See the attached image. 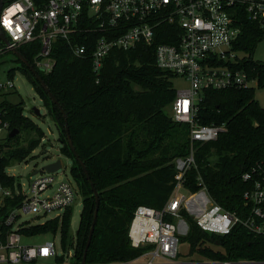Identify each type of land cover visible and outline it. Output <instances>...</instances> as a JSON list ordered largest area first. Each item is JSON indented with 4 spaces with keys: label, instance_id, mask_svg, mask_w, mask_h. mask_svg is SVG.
I'll use <instances>...</instances> for the list:
<instances>
[{
    "label": "trees",
    "instance_id": "1",
    "mask_svg": "<svg viewBox=\"0 0 264 264\" xmlns=\"http://www.w3.org/2000/svg\"><path fill=\"white\" fill-rule=\"evenodd\" d=\"M239 18L242 34L234 47L249 56L243 57L237 68L244 69L259 87H264V62L253 58L256 45L264 38V29L244 12ZM39 43L20 48L33 66ZM155 49L144 43L130 50L114 48L97 75L91 56L77 57L66 41L57 40L52 72L37 70L59 104L52 101L20 60L57 125L61 153L73 160L71 172L83 193L75 241L69 234L73 207L62 218L43 224L27 223L23 228L28 236L56 235L60 231L63 254L56 256L59 263L65 262L64 254L71 247L74 261L83 260L97 205L91 181L100 194V209L87 262H130L152 247L136 248L131 243L129 231L135 211L140 205L157 209L166 205L176 186V159L187 156L190 149L189 125L175 121L166 112L177 95L173 84L176 76L157 66ZM202 94L198 121L226 123L229 130L217 140L197 145L196 164L188 170L184 185L190 193L205 189L214 202L244 216V193L252 184L243 180V174L257 163L264 164V107L255 98L252 86L206 89ZM59 105L68 116L71 138L91 179L70 147L66 119ZM6 108L5 119L10 121L11 130L17 128L20 134L0 143V185L14 188L16 179L7 169L27 160L44 133L24 115L22 104L9 103ZM20 138L28 140V144H22ZM182 214L189 222L185 240L191 245V253L201 256V262H264V235H255L242 225L226 235L206 232L188 211Z\"/></svg>",
    "mask_w": 264,
    "mask_h": 264
},
{
    "label": "built area",
    "instance_id": "2",
    "mask_svg": "<svg viewBox=\"0 0 264 264\" xmlns=\"http://www.w3.org/2000/svg\"><path fill=\"white\" fill-rule=\"evenodd\" d=\"M241 12L264 29V0H3L0 71L2 56L16 49L21 52V47L37 42L40 46L34 65L45 74L54 68L52 54L57 40L66 41L77 57L91 56L97 75L114 48L130 50L141 43L155 46L157 66L189 81V88L177 91L171 108L175 121L189 125L190 149L187 156L176 159V186L166 205L162 209L147 205L136 209L129 231L131 243L136 248L152 247L130 262L67 263L74 259L73 248L64 254L65 262L59 263L56 256L63 253H58L53 239L39 245L24 242V237L31 236L23 232L26 224L20 222L22 213L61 212L54 218H62L77 199L78 186L69 180H58V171H42L45 173L34 177L27 192L21 184L19 188L17 183L14 188L0 185V264H36L38 259L52 260L49 264H211L175 261L180 254L181 236L174 220L188 209L206 232L226 235L242 225L255 235H264V164L257 163L243 174V180L252 184L244 193V216L212 199L202 207V190L189 197L184 193L186 174L196 164L197 145L217 140L229 130L226 123L198 121L203 91L247 88L255 80L237 68L244 59L234 47L242 34ZM14 88L10 73L5 80L0 77V143L11 132V123L5 116L6 105L12 103L7 94ZM48 190L52 194L45 195ZM13 200L15 204L8 207Z\"/></svg>",
    "mask_w": 264,
    "mask_h": 264
},
{
    "label": "rangeland",
    "instance_id": "3",
    "mask_svg": "<svg viewBox=\"0 0 264 264\" xmlns=\"http://www.w3.org/2000/svg\"><path fill=\"white\" fill-rule=\"evenodd\" d=\"M31 46V45H30ZM242 56H249L247 52H241ZM253 58L256 61L264 62V38L258 42L256 48L253 53ZM9 73L13 76V81L15 84V88L9 94H7V99L13 104H22L24 108V115L32 119L44 133V136L37 146V148L31 153L27 160L19 163H15L11 167L7 169L9 175H12L16 179L17 187L19 188V184H21V189L24 191H29V186L34 177L40 175L44 166L49 163H54L60 160L63 164V167L58 171V180L65 179L69 180L75 185L78 186V196L76 201L73 203V216L71 220L70 226V238L75 241L77 231L80 226L81 221V213L83 210V193L81 190L80 183L77 184L72 172L71 168L73 166V160L66 157L61 153L62 143L60 141V133L57 128V125L53 118L48 114V110L45 106L44 100L37 89V86L31 81V79L27 76V74L23 70V64L17 57L14 52H8L4 56H2L1 61V71L0 77L2 79H7L9 77ZM173 84L176 90H184L189 88V81L184 77H175L173 78ZM252 87L255 88V98L259 102V104L264 107V87H259L257 84V80H254L251 84ZM34 108L40 109L41 115H37L34 111ZM166 112L169 115H173V110L171 105H169L166 109ZM10 132L7 133L9 135ZM24 133H22L23 135ZM25 135H23L24 139ZM20 138V141L23 139ZM18 141V142H20ZM22 144L27 145L28 140L23 141ZM40 171L38 174H34L35 171ZM186 191V190H185ZM206 192V195L204 193ZM187 197L192 195L193 193H188V191L184 192ZM52 194V190H48L45 195ZM199 198L203 200L202 207H206L208 205V199L211 200V197L207 193L205 189L200 192ZM190 210L188 209V212ZM61 212H54L49 215H38L35 212H24L20 217V222L25 224H43L48 220L56 217ZM193 217L194 215L189 212ZM195 218V217H194ZM175 223L179 228V235L182 237V241L179 245V256L175 259L176 262H194L199 263L202 261L201 256L197 253H191V245L188 241L185 240V236L189 231V222L182 217H176ZM50 239H53L56 242L58 253H63L62 250V234L59 231L56 235L52 234H40L34 235L31 237H24V242L29 245H39ZM72 251V247L70 249ZM72 253V252H70ZM144 259H141L140 262H143ZM157 261H162L161 259H157ZM53 262L49 259H38L36 264H49ZM74 259H68L67 263H74ZM208 262V261H206Z\"/></svg>",
    "mask_w": 264,
    "mask_h": 264
},
{
    "label": "water",
    "instance_id": "4",
    "mask_svg": "<svg viewBox=\"0 0 264 264\" xmlns=\"http://www.w3.org/2000/svg\"><path fill=\"white\" fill-rule=\"evenodd\" d=\"M2 7H3V0H0V12L2 10ZM3 36L4 35L2 34V37ZM14 52L17 55V57L19 58V60H21L27 67H29L31 69L32 73L35 75L36 79L40 82V84L43 86V88L49 94V96L52 99V101L55 104H59L57 98L52 93L50 87L45 83V81H44L42 75L40 74V72L28 61V59L22 54V52H20L17 49L14 50ZM60 109H61V111L64 114L65 119H66V131H67V137H68V142L70 144V147L73 150V152H74V154L76 156V159L79 161V163L83 167L87 178L91 179V176L89 174L88 168H87L85 162L83 161V159L80 157L79 153L77 152L76 147H75V145L73 143V140L71 138L69 123H68V116H67L65 110L63 109V107L60 106ZM34 111L36 112L37 115H41L40 109L34 108ZM19 134H20V130L17 129V128H14L9 133V137L12 138V137H15V136H17ZM60 141H61V138H60ZM62 167H63L62 162L60 160H58L57 162L49 163L46 166H44L42 171L45 170L47 172L54 173V172L59 171ZM38 172H39V170L35 171L34 174H36ZM91 186H92V189H93L95 197H96L97 205H96L94 220H93V223H92V226H91V229H90V233H89V237H88V240H87V244H86V247H85L82 263H86L87 262L88 251H89V248H90V245L92 243V239H93V236H94V233H95V228H96V224H97V221H98V215H99V209H100V194H99V191L96 188V186H95L93 181H91ZM211 264H217V262H211ZM237 264H264V262H237Z\"/></svg>",
    "mask_w": 264,
    "mask_h": 264
},
{
    "label": "bare ground",
    "instance_id": "5",
    "mask_svg": "<svg viewBox=\"0 0 264 264\" xmlns=\"http://www.w3.org/2000/svg\"><path fill=\"white\" fill-rule=\"evenodd\" d=\"M190 200H193L192 198Z\"/></svg>",
    "mask_w": 264,
    "mask_h": 264
},
{
    "label": "crops",
    "instance_id": "6",
    "mask_svg": "<svg viewBox=\"0 0 264 264\" xmlns=\"http://www.w3.org/2000/svg\"><path fill=\"white\" fill-rule=\"evenodd\" d=\"M208 263V262H207Z\"/></svg>",
    "mask_w": 264,
    "mask_h": 264
}]
</instances>
